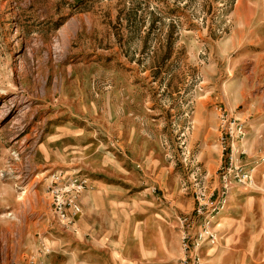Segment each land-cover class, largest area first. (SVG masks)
I'll return each mask as SVG.
<instances>
[{
	"label": "rangeland",
	"instance_id": "obj_1",
	"mask_svg": "<svg viewBox=\"0 0 264 264\" xmlns=\"http://www.w3.org/2000/svg\"><path fill=\"white\" fill-rule=\"evenodd\" d=\"M0 264H264V0H0Z\"/></svg>",
	"mask_w": 264,
	"mask_h": 264
},
{
	"label": "built area",
	"instance_id": "obj_2",
	"mask_svg": "<svg viewBox=\"0 0 264 264\" xmlns=\"http://www.w3.org/2000/svg\"><path fill=\"white\" fill-rule=\"evenodd\" d=\"M234 175L238 181L251 182V170H240ZM66 183L67 184L63 188H60L59 186L52 188L50 194L53 199V216L58 217L60 220L70 218L80 211V207L78 202H76L75 195L76 193L81 192L82 184L75 179H70ZM224 188L225 190L222 192L221 196H219L217 199H214L211 203H207V205L205 204L206 209L209 211L208 213L215 212L226 198L229 189L226 188V186H224ZM63 189L70 190V194H63ZM192 243H196V239H194ZM198 246L199 242L198 245L194 247V252L197 251Z\"/></svg>",
	"mask_w": 264,
	"mask_h": 264
}]
</instances>
